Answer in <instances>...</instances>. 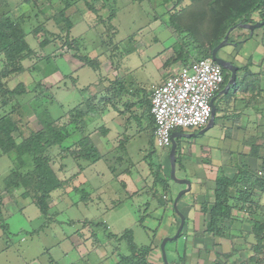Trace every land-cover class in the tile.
<instances>
[{"label": "crops", "instance_id": "obj_1", "mask_svg": "<svg viewBox=\"0 0 264 264\" xmlns=\"http://www.w3.org/2000/svg\"><path fill=\"white\" fill-rule=\"evenodd\" d=\"M88 14L85 12L80 19H72L69 35L70 40H81L83 55L88 60H96L98 65H85L71 54L72 51L62 52L59 56L61 71L57 70L46 79V87L51 92L58 89L61 98L58 103L54 100L55 94L51 95L47 108L49 115L52 119L60 117L62 123L72 122L66 124L68 137L64 148L68 149L52 162L56 178L64 181V185L71 182L78 188L73 195L69 190L60 192L59 202H63V209L108 214L120 211L134 199L142 201L139 225L149 234L154 233L147 237L148 245H145L151 248L146 257L148 264H164L160 244L164 238H171L177 232L179 215L184 217V226L179 238L170 244L169 251L166 250L170 242L165 245L166 258L168 256L172 260L168 264H264V252L262 260L260 257L252 260V227L245 212H232L234 220L230 233L221 238L206 233L208 216L202 211L203 205L208 204L211 208L214 202L218 175L231 179L239 167L246 166L252 171L260 168L261 161L248 156L243 146L249 136L256 141H264L263 80L257 81L259 75L248 80L250 84L241 80L231 96H218L214 102L215 107L218 104L214 124L204 134L199 135L201 130L174 131L182 135L176 139V175L191 183L190 192L178 200L175 209L171 199L186 187L173 186L169 182L170 148L157 150L154 147L150 93L152 86L161 83L168 73L182 65L173 57L179 50L177 41L172 39V49L135 48L119 53L115 51L112 55L97 44L95 30L89 27ZM77 25L83 27L76 30ZM93 41L96 44L93 45ZM76 93H79L78 99H72ZM54 105L59 107L55 113L52 111ZM216 127H224L225 135L218 137ZM83 138L93 146L95 155L90 158L74 156L80 148L78 142ZM9 164L6 156L0 157V184L3 187L11 168ZM56 190L50 194L52 201L59 195ZM0 200V264H83L85 259L88 264H100L102 261L88 260L93 255L94 259H99L102 251L99 249L87 251L82 256L77 252L76 260H40L43 258L40 255L31 256L33 248L39 254L38 243L50 258L54 253L58 258H65L74 249L66 247L68 236L64 233L59 235L57 226L52 225L51 230L50 225L45 230L31 229V224L40 225L44 218L22 190L4 191ZM102 201L107 202L104 208ZM52 204L49 205L51 208ZM16 217L25 223L13 224ZM76 221L71 219L67 225L72 227L70 232L76 223L83 227L85 224L97 225L94 220L84 217ZM4 226L7 231H4ZM97 226L100 227L99 222ZM14 239H20L19 243L28 239L30 242L19 250V243Z\"/></svg>", "mask_w": 264, "mask_h": 264}, {"label": "rangeland", "instance_id": "obj_2", "mask_svg": "<svg viewBox=\"0 0 264 264\" xmlns=\"http://www.w3.org/2000/svg\"><path fill=\"white\" fill-rule=\"evenodd\" d=\"M70 2L72 6L66 12V15L72 13L71 18L74 21L80 19L85 12L87 14L88 10L85 7L83 0H71ZM88 2H90V0H88ZM103 2L104 3L102 4L100 3V5L104 8L100 9L101 12L99 13V17L101 19H107V16L110 15L112 11H115V18L109 23V25L112 26V30L106 31V34H108L107 37L104 34L105 37L103 36V39L100 38L97 33L99 32L100 34L104 31V29H107L106 27H103V25H95V22L98 23V20L95 19L94 15H92L91 13L87 15V18L89 19V27L92 28L91 30H94L93 28L97 27L96 29L98 30V32H94H97L95 34L96 42L101 47V50H106L104 46L100 45L101 41L109 40V50L113 52L116 51L118 53L131 51L135 48H151L155 50L162 48L169 49L174 44L172 39L176 41V38L173 36L177 34L170 24L171 16H176L178 14L177 12L184 10L182 20L179 23H182L185 26H190L192 23L197 22V19L194 16L195 12H201L207 18H209L210 15V11L206 7L207 0H182L181 2H179L178 0H104ZM98 8H100V6H96V9ZM62 10H64V5L57 2L56 0H0V19H2L3 16L7 18L21 17V20H19L18 22L22 25L25 33H27L26 42L34 52V56L28 58L23 62L25 72L9 81L7 85L8 89H13L19 83H23L26 87V92L22 96L17 98V102L20 104L19 112L21 113L22 122L20 129L23 137H26L31 132H36L43 135L42 141H45L49 138V133H47L48 131H43L42 133V126L38 122L35 113H39L40 115V113L43 111L47 112V116H49L52 121H55L57 125L64 130L66 126L67 131L68 126L66 124H72L71 120H69L68 123L60 122V117L52 119L47 109L51 101L52 94H55L54 100H57L58 103L61 101L59 92L57 91L58 89H55L53 90V92H51V89L46 87L47 77L54 74V72H56L57 70L61 71L62 69V60L59 58V56L62 54V52L72 51L71 54H73L75 58H78V56L81 58L86 57V55H83L84 52H82L80 48L81 40L78 41L76 39H71V42H74V45L76 46H68L66 45L65 35L60 34L58 27L62 26V24L60 23V25H58L57 20L58 13ZM252 19L254 22H260V20L262 19L261 14L253 15ZM201 25L202 26L200 30H204L207 26V20L206 22H202ZM82 27L83 25H77L76 30H80ZM263 29L264 28L261 27L259 29H256L253 32L252 39L246 42H243V40L245 39V37H247L249 32L240 28L236 29L235 31H233V39L241 41L242 44L238 46L233 45L224 47L219 52L220 56L236 65L238 69H244L245 67H247L250 73L254 72L255 76L260 75L258 78V81L260 82L262 80V82H264V75H262L264 73ZM35 31H37V33H35ZM69 34L70 32L68 33V35ZM167 39H169L170 41H168ZM157 40L159 41L156 42ZM96 42L93 41V45L96 44ZM85 43L87 44L86 41ZM176 47L182 50L179 42H177ZM51 50H55V52H50ZM253 59L256 61V64L253 63ZM245 71L246 69L237 72L238 83L243 80L241 79V76L245 74ZM252 78L253 76L248 77L247 79L252 80ZM232 92L233 91L231 90L229 96H231ZM78 96L79 93H76L74 94V96H72V99L77 100ZM11 104L15 105V101L11 102ZM9 107H0V117L10 112ZM216 107H218V104H216ZM56 110H59V107H53V113L57 112ZM70 118L72 119L73 117L70 116ZM71 127L72 126H69V128ZM215 130L217 131L218 137H221V135H225L226 133V129L224 127H216ZM253 135L256 136V134ZM13 137L17 143L21 141V138H19L17 134H13ZM248 138L249 141L253 139V137L251 136H249ZM258 143H260V141ZM63 146H66V144H64ZM243 148L247 153H249L250 148L247 144L244 145ZM51 154L52 156H55L54 159H57L60 158V155L62 153L60 154V150L58 149L52 150ZM259 154L261 156H264V149H262ZM7 158L11 164V168L8 171L9 176L10 172L13 170V165L9 157ZM52 162L50 163L51 169ZM53 173L55 172L53 171ZM177 176L178 174L176 175V177ZM168 179L170 184H172L173 186H178L177 184L173 183L169 177ZM58 180L60 183V187L56 190V192L58 191L59 195H57V197L55 198L53 197V201L51 199V195L49 199V205L52 204V202L53 204L55 202V205L52 204V208L49 206V210L51 209L52 211L48 210L46 216H43L44 219H42L40 225L39 223L35 225L31 224L30 227L31 229L34 227V229L36 230H38L39 228L45 230L49 225L50 230L52 225H54L55 227H59V235L64 233L68 236L69 243H66V247L69 246L70 250L74 249V252H71L69 248H67L68 252L70 251L71 253L65 258H58L55 253L50 258L49 256H46L44 254L45 251L43 246L38 243L39 254H36V250H34L33 248L32 252L30 253L31 256L36 257L40 255L39 257H43L39 258L40 260H73L77 252H80V255L82 256V254L86 253L87 251L94 252L95 250L99 249L100 251L102 250L99 253L100 258L98 259L96 257L97 259H94L93 255L91 258L89 257L88 260H102L100 264H118L123 259V255H127L128 246L126 241L118 242L115 238H113V236L119 237L127 230L131 231L133 242L137 246L142 247L148 245L147 237H150L154 233L151 232L149 234L143 227L139 225V220L142 215V211H139V207L143 203L142 201L134 199L130 202H127L125 207L120 211L112 213L109 212L108 214H103V212H94L91 210H84L83 212L77 211L76 209L65 210L62 207L63 202H59L60 192L63 189L65 191L69 190L73 195L75 190H77L78 188L76 185H72L71 182L67 185H64V181H60V178ZM4 191H6L5 184L4 187L2 184H0V194L4 193ZM178 193L179 192H177L174 198L171 199L172 202L174 201ZM56 203H58V205ZM261 204H264V199L261 201ZM0 205H2L1 200ZM105 205H107V202L102 201V208H104ZM102 208L99 211H101ZM79 216L81 218L84 217L88 220H94V223L97 225L99 222L100 227L91 224H85V226L83 227L82 225H78L76 223L73 232H70L69 230L72 229V227H69L67 225L71 223V219H75V222H77V218L81 219ZM22 220L23 219H20V217H16L13 220V224L25 223L24 220ZM52 231H55V229H53ZM15 232L16 230L14 231V233ZM14 240L18 241L17 244L20 241V239ZM29 242L30 239L26 240V242L19 243V250H23ZM171 243L172 242L167 245L166 251L170 250L169 246ZM31 256L29 258H31ZM171 261L172 260H170V257L167 256V262L169 263ZM83 264H88L87 259H85V262Z\"/></svg>", "mask_w": 264, "mask_h": 264}, {"label": "trees", "instance_id": "obj_3", "mask_svg": "<svg viewBox=\"0 0 264 264\" xmlns=\"http://www.w3.org/2000/svg\"><path fill=\"white\" fill-rule=\"evenodd\" d=\"M56 1L64 5V10L58 13V20L56 19L58 25L62 24V26L58 27L60 34L65 35L66 45L76 46L74 42H71L68 35L73 27L72 13L66 15V12L72 6L71 0ZM83 1L88 12L98 20L95 25H103L107 30L104 29L99 34L97 27L93 29L98 32L96 33L100 38L104 34L107 37L106 31L112 30V26L109 23L115 18V11H112L107 16V19H101L99 13L103 6L100 3H104V0ZM178 1L181 2L182 0ZM206 3V7L210 11L209 18L205 17L201 12H195L194 16L197 22L192 23L190 26L179 23L182 20L184 10L177 12L176 16H171L170 24L177 33L175 35L176 41L182 47V50L179 49L174 52L173 57L175 61H180L182 65H187L190 61L194 62L211 58L212 50L223 40L228 30L238 24L256 23L252 19L253 15L261 14L262 19L260 22L264 21V0H207ZM96 6H100V8L96 9ZM20 18L3 16L0 19V107L10 106V112L0 117V157L4 155L9 157L13 165V170L5 179V190L8 192L17 189L22 190V194L29 197L39 212L46 216L49 210L50 194L60 187L59 180L50 167V163L55 158V156H52L51 151L59 149L61 154L68 149L63 146L68 133L66 126L65 130L62 129L47 116V112L43 111L40 115L39 113H35V115L42 126V133L43 131H48L49 138L42 141L43 135L36 132H31L26 137L22 135L20 129L22 123L21 113L19 112L20 104L17 102V98L26 92V87L23 83H19L13 89H8L7 87L9 81L25 72L23 62L34 56L33 50L26 42L27 33H25L22 25L18 22L21 20ZM206 20V28L200 30L202 22H206ZM261 28H264V26ZM252 37L253 34L252 36L248 34L243 42L252 39ZM102 41L100 45L104 46L106 51L108 50L107 53L113 55V51L109 50L110 41ZM240 44H242L241 41L233 39L232 32L226 47ZM78 58L85 65H92L93 63L98 65L96 60L91 61L86 57L81 58L79 56ZM244 69L246 71L242 75V79L250 84L251 81H248L247 78L255 76V74L250 73L247 67ZM244 69L239 68L238 71ZM222 75L223 82L220 86V91L225 88L230 80L228 71L222 69ZM238 84V80H236V86L232 90ZM229 93L226 97H229ZM13 101H15V105L11 104ZM13 134H17L21 138L19 143L16 142ZM258 142L255 139L246 142L250 148L249 153H247L248 156L261 161L258 171H252L246 166H242L237 168L236 174L231 179L218 175L215 181L214 202L211 208H209L208 204L202 206L203 213L208 216L206 233L214 237L222 238L230 233V226L234 220L232 217L233 211L245 212L248 215L247 220L251 224V236L253 238L251 248L254 257L252 260H257L259 257L262 260L264 252V204H261L264 199V156L259 154L264 149V142ZM78 143L75 144H78L80 148L74 152V156L82 155L90 158V156L95 155L93 146L88 139H80ZM3 228L4 231H7L6 226ZM113 238L118 242L126 241L128 246L129 254L123 255V259L118 264H148L146 257L151 248L149 246H137L133 242L130 230L125 231L119 237L113 236Z\"/></svg>", "mask_w": 264, "mask_h": 264}, {"label": "built area", "instance_id": "obj_4", "mask_svg": "<svg viewBox=\"0 0 264 264\" xmlns=\"http://www.w3.org/2000/svg\"><path fill=\"white\" fill-rule=\"evenodd\" d=\"M222 68L211 58L181 65L151 87L154 147L167 150L176 130L200 131L209 122L211 101L220 91Z\"/></svg>", "mask_w": 264, "mask_h": 264}, {"label": "water", "instance_id": "obj_5", "mask_svg": "<svg viewBox=\"0 0 264 264\" xmlns=\"http://www.w3.org/2000/svg\"><path fill=\"white\" fill-rule=\"evenodd\" d=\"M264 26V21L262 22H256V23H250V24H238L236 26H234L233 28H231L230 30H228V32L226 33L225 37L223 38V40L212 50L211 52V60L216 63L217 65H219L223 70H226L230 73V80L228 81V83L226 84L225 88L218 93V95L213 98V100L211 101V107H212V113H211V117L209 119V122L207 124V126L205 128H203L200 132L199 135L204 134L207 130H209L213 124H214V117H215V112H216V107H215V100L218 96L221 95H227L229 93L230 90H232L235 86H236V80H237V72H238V67L236 65H234L233 63H231L228 60L223 59L222 57H220L219 52L226 47V45L228 44V39L230 34L235 31L236 29H244L247 30L249 32V35L252 36L253 32L256 29H259L260 27ZM182 135L179 133H172L171 135V147H170V151L168 154L169 157V164H170V172H169V178L170 180L179 185V186H185L186 188L183 189L181 192L178 193V195L176 196V198L173 201V207L176 209V205L178 200L185 194L190 192L191 189V183L186 180V179H178L176 177V170H175V162H176V139L180 138ZM192 135H188L187 137H191ZM180 217V225L177 229V232L175 233V235L171 238H165L162 240L161 244H160V250L162 253V259L164 264H168L167 262V258H166V253H165V245L168 242H172L175 241L179 238L183 226H184V217L179 215Z\"/></svg>", "mask_w": 264, "mask_h": 264}, {"label": "flooded vegetation", "instance_id": "obj_6", "mask_svg": "<svg viewBox=\"0 0 264 264\" xmlns=\"http://www.w3.org/2000/svg\"><path fill=\"white\" fill-rule=\"evenodd\" d=\"M220 55V54H219ZM220 57H222V56H220ZM223 58V57H222ZM224 59V58H223ZM226 60V59H225Z\"/></svg>", "mask_w": 264, "mask_h": 264}]
</instances>
